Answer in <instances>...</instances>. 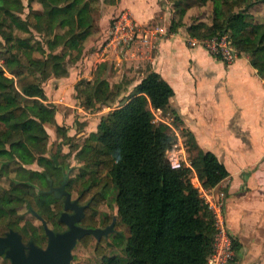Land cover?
Masks as SVG:
<instances>
[{
  "label": "trees",
  "instance_id": "trees-1",
  "mask_svg": "<svg viewBox=\"0 0 264 264\" xmlns=\"http://www.w3.org/2000/svg\"><path fill=\"white\" fill-rule=\"evenodd\" d=\"M98 1L89 3L96 5ZM117 1L103 0V4ZM244 1L211 0V24H189L186 31L196 39L227 35L240 55L250 57L251 65L264 79V28L253 23L247 12H234ZM259 2L264 6V0ZM176 6L181 8L180 2ZM184 13L183 8L179 19L171 21L169 33L183 26ZM58 14L62 17L65 10L50 8V15ZM31 15L32 24H37L39 18ZM60 20L65 22V18ZM90 27L78 24L64 40L60 54H48L42 62L24 64L10 48H0V154H9L8 160H0V176L4 167L15 165L13 177L8 171V188L0 184V220L24 206L42 217L54 232L63 229L59 220L61 203L43 189L48 188L49 181L53 185L61 183L69 166L59 162L60 150L46 156L48 134L37 116L43 114L41 101L46 100L42 82L66 58L78 60ZM75 94L77 102L90 110L109 105L116 95L100 75V67L90 81H78ZM172 95V88L157 73L148 72L131 95L101 117L96 129L77 148L75 157L85 170L68 177V187L78 182L80 192L93 195L97 203L104 200L107 188L113 187L117 215L128 230V236L116 234L109 244L122 246L127 261L102 256L100 264L205 263L214 235L212 215L191 183V170L172 169L166 159L175 142L169 126L153 122V111H166ZM56 132L66 138L65 128L57 126ZM185 143L188 162L202 188L211 189L228 177L217 158L199 150L188 132ZM33 163L42 168L41 172L25 167ZM36 185L41 189L36 190ZM103 249L99 247L96 253L103 255Z\"/></svg>",
  "mask_w": 264,
  "mask_h": 264
},
{
  "label": "crops",
  "instance_id": "crops-1",
  "mask_svg": "<svg viewBox=\"0 0 264 264\" xmlns=\"http://www.w3.org/2000/svg\"><path fill=\"white\" fill-rule=\"evenodd\" d=\"M53 3L38 0L37 5H33L35 8L27 4L31 7L27 16L33 14L39 18L37 24H32L37 30L40 24H53L64 18V15L62 18L59 14L50 15V8L58 7ZM103 6L127 11L142 28L160 18L161 13L168 14L162 12L157 0H118L114 5ZM24 10L21 0H0V21L2 17H22ZM61 23L56 24H65ZM158 31L161 37H157L155 30L151 32L155 36L147 33L153 50L143 60L149 68L142 71L140 81L148 72H155L172 88L173 95L167 110L153 111L154 117L158 123L169 126L175 141L184 143L187 161L185 133L188 132L199 150L211 152L224 166L228 177L211 188V192L225 195V218L236 244L237 264H264V79L251 65L248 55L239 54L233 62L225 63L203 47L191 46L186 29H178L175 33ZM63 37V34L55 35L51 40L50 54L57 53L55 49L61 50L64 40L59 39ZM5 42H8L7 37ZM138 42H144L143 38ZM92 45L84 41L78 60L66 59L72 64L66 75L52 78L51 74L42 82L46 97V101H41L43 107V102L49 99L57 105L64 103L79 114L75 86L81 79L90 81L92 77L87 75L88 71H94L96 64L102 61L91 50ZM26 47L29 58H35L33 52L37 48ZM39 50L42 54L43 49ZM65 93L68 96L65 97ZM53 116L58 124L59 114L55 112ZM191 180L194 184L198 181L195 172Z\"/></svg>",
  "mask_w": 264,
  "mask_h": 264
},
{
  "label": "rangeland",
  "instance_id": "rangeland-1",
  "mask_svg": "<svg viewBox=\"0 0 264 264\" xmlns=\"http://www.w3.org/2000/svg\"><path fill=\"white\" fill-rule=\"evenodd\" d=\"M21 1H23L25 8L22 17H19L22 21L19 18L11 19L9 17H2L0 21V23L2 22L0 26L2 28H0V39L4 40L0 41V48L1 51L2 47L8 49L12 48L14 52L17 53L16 55L20 61L24 64H28L33 60L42 62L51 52L49 43L51 44V40L55 38V35L63 34L64 37L59 40H65L75 31L78 24L91 26V34L88 35V38H86L87 40H85L87 44L92 43L94 45L95 42H101L99 45H94L95 47L92 45L91 50L96 52V55L99 56L98 60H102L96 64V69L100 67V75L107 80L114 94H116L115 97L113 96V98H115L113 102L106 106L99 105V109L96 110L86 109L77 102L76 106L79 109V114H76L77 111L67 108L68 106L63 105L64 103L57 105L53 101L50 102L48 99L47 103L43 102L45 104L42 110L43 114L37 116L43 123L44 129L48 134L46 156L50 157L57 150H60V154L58 153L59 162L69 166V169L66 171L68 173L67 177H72L85 170L83 163L78 161L75 157L77 148L82 145L84 138L96 129L102 116L118 107L122 102L121 100L132 94L134 86L142 78V71L145 70V68H149V64H145L146 61L143 60H145L147 55L152 54L150 51L153 49H151V44H149V40L147 39L148 37H144L146 33L143 34L144 42H138L139 40H136L124 47L121 45L115 46L114 42L110 45L111 36L109 29L115 18L121 12L127 11L117 9L115 6H103V0H99L96 5L89 3V0H49L54 1V6H58L65 10V24L57 25L62 23L56 20L53 24L49 22L47 25L44 23L42 25L40 24L38 30L32 25V20L27 16L29 8L31 9L27 4L34 7L33 5H37L36 3H38V0ZM157 2L162 12L166 11L168 14L163 16V13H161L160 18L144 25V29H146L148 35L155 36L151 33L152 30H156L157 37L158 35L161 37L158 30H161L162 33L168 32L171 21H177L179 19V15L183 8L185 9V13L181 19L183 26L179 28L182 30H185L187 25L196 24L198 22L210 24L213 17L211 0H157ZM177 2H180L181 8L176 6ZM239 11H245L250 14L252 16V22L262 24L264 28V6L259 0H245L240 7L234 9V12ZM1 16L2 13L0 18ZM17 16L19 15L17 14ZM6 37L9 43L5 42ZM22 42H25V44ZM27 45L37 48V51L33 52L35 58H29V48L26 47ZM41 48L43 49L42 54L39 52ZM58 49H55L54 51L57 53L53 54H60L61 50L60 48ZM66 59L62 66L54 69L51 75L52 78L67 74L66 70L72 64H70V61H66ZM96 69L94 71H88L87 75L93 77ZM66 96L68 95L65 93V97ZM55 112L59 114V125L56 123L57 121L53 116ZM153 122L156 124L158 123L155 117ZM57 126L66 128V138L63 139L58 135L56 132ZM187 156L189 157V154ZM8 158V153L0 154V160H8ZM25 167L29 170H37L40 172L42 170L36 163L26 165ZM14 168L15 165L12 163L9 164L7 168L4 167V172H2L0 176V184L5 188L9 186L7 177L8 171L10 170L9 175L13 177L15 174ZM190 178L193 179V174L190 175ZM36 188V190L41 189L40 186L37 185ZM47 189L44 188L43 192H46ZM69 189L75 192L80 191L79 183H73L70 185ZM104 194L105 198L101 203V208L105 212L108 211L115 216L118 234H122L123 237L128 236L126 226L121 223L117 215V207L114 202L116 194L115 189L110 186ZM48 227L51 228V225L48 224ZM10 229L21 234L23 243L32 241L40 247L46 245V237L41 222L24 206L17 208L15 215L0 220V236ZM34 235L35 237L33 238ZM109 243H112V241H109ZM102 253L104 254H97L93 250V246L82 248L77 245L72 251L73 260L70 264H100L102 256H117L122 263L127 261V256L122 246L106 247L103 249ZM0 264H9V261L0 257Z\"/></svg>",
  "mask_w": 264,
  "mask_h": 264
},
{
  "label": "built area",
  "instance_id": "built-area-1",
  "mask_svg": "<svg viewBox=\"0 0 264 264\" xmlns=\"http://www.w3.org/2000/svg\"><path fill=\"white\" fill-rule=\"evenodd\" d=\"M109 33L111 36L109 44L112 45L114 42L115 46L121 45L122 47L128 46V44L141 38L144 41V37H147L146 29L137 25L127 12H121L115 18L109 29ZM187 41L191 46L203 47L211 55L225 63L233 62L239 55V52L227 35L206 39L187 38ZM184 147L185 145L182 141H175L167 152L166 159L172 169L189 168L194 174V170L185 158ZM191 183L197 189L213 220L214 235L204 264H237L234 239L229 232L225 218V195L223 193L214 195L211 189L202 188L199 181L194 184L191 180Z\"/></svg>",
  "mask_w": 264,
  "mask_h": 264
},
{
  "label": "water",
  "instance_id": "water-1",
  "mask_svg": "<svg viewBox=\"0 0 264 264\" xmlns=\"http://www.w3.org/2000/svg\"><path fill=\"white\" fill-rule=\"evenodd\" d=\"M65 185L66 178L58 188L52 187L50 182L48 191L65 195L63 212L60 214L59 220L67 226V230L55 233L42 217L33 212V216L42 224L46 237L45 247L37 246L32 241L23 243L21 234L10 229L5 235L0 236V257L3 256L9 261V264H70L72 251L77 241L85 235L97 236L101 233L99 230L84 229L75 225L79 221V214L68 215L66 213L68 209H74L75 206L69 202L70 195L65 191Z\"/></svg>",
  "mask_w": 264,
  "mask_h": 264
},
{
  "label": "flooded vegetation",
  "instance_id": "flooded-vegetation-1",
  "mask_svg": "<svg viewBox=\"0 0 264 264\" xmlns=\"http://www.w3.org/2000/svg\"><path fill=\"white\" fill-rule=\"evenodd\" d=\"M68 173L66 172L62 176V182L56 185H53L51 181V186L54 188H58L62 185L64 178H66V185H65V191L69 193L70 195V204L74 205V209H68L66 213L68 215H78V222L75 224L78 227L84 228V229H90V230H99L101 231L100 234L97 236L94 235H85L81 239H79L76 243L75 248L77 245H79L82 248H88L90 246H93V250L96 252V250L100 248H106L109 247V241H112L113 237L118 234L117 228V221L113 214H111L108 211H104L101 208V203L104 201H100L99 203L96 202L93 195L85 194V192L80 191H70L67 183V177ZM50 186L48 185V189ZM46 191V193L53 195L56 199H58L61 203L62 210L60 214L63 212L64 207V201H65V195L61 194L59 192H51ZM75 203V204H74ZM80 210L79 212H77ZM59 214V217H60ZM62 230L55 232V233H61L67 230V226L62 223ZM105 232V233H104ZM5 235V233L3 234ZM1 235V236H3ZM28 243V242H27ZM45 247V246H44ZM74 248V249H75ZM73 249V250H74ZM3 257V256H2ZM4 258V257H3ZM73 260V255H72Z\"/></svg>",
  "mask_w": 264,
  "mask_h": 264
}]
</instances>
